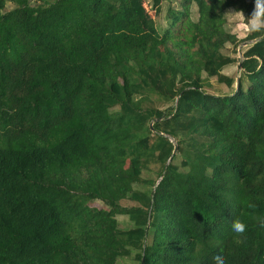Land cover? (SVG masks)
<instances>
[{"label": "trees", "instance_id": "16d2710c", "mask_svg": "<svg viewBox=\"0 0 264 264\" xmlns=\"http://www.w3.org/2000/svg\"><path fill=\"white\" fill-rule=\"evenodd\" d=\"M149 6L152 26L132 0H0V264H264V32L227 22L254 5ZM28 63L70 103L39 138L5 115ZM33 150L54 156L25 172Z\"/></svg>", "mask_w": 264, "mask_h": 264}, {"label": "rangeland", "instance_id": "374dc122", "mask_svg": "<svg viewBox=\"0 0 264 264\" xmlns=\"http://www.w3.org/2000/svg\"><path fill=\"white\" fill-rule=\"evenodd\" d=\"M133 7L143 17V21L147 26L153 25V20L157 21L153 10L150 8V0L138 2L132 0ZM167 9V3L162 5V16L159 18V25L163 28L166 26L163 21V16ZM228 27L232 34L238 39H243L247 34L246 24H244L243 16L236 14H228ZM242 43L237 48V54L234 55L241 59L240 49L245 47ZM33 64L20 65L14 69L11 74L13 83V99L10 100L8 107L5 110V115L11 119L12 123L22 133L32 134L34 137H43L46 129L53 123L65 119L69 116L70 108L69 101L58 97L54 86H38L34 85L31 79V70L34 69ZM226 74L238 77L237 66H233L225 71ZM213 93H226L228 89L225 86H218L214 80H211ZM235 86V84H234ZM66 150L62 149L58 154L65 155ZM38 150L23 158H20L22 170L31 172L34 170L37 163H40L45 158H53L54 155H44ZM51 156V157H50ZM0 162L6 165H11V157L0 159ZM11 189V188H10ZM14 192L20 193L19 190L11 189ZM94 206H98L97 204ZM126 218L119 216L120 224H126Z\"/></svg>", "mask_w": 264, "mask_h": 264}, {"label": "clouds", "instance_id": "9594fccd", "mask_svg": "<svg viewBox=\"0 0 264 264\" xmlns=\"http://www.w3.org/2000/svg\"><path fill=\"white\" fill-rule=\"evenodd\" d=\"M236 15L244 16L243 12H234ZM246 29L250 33L264 32V0H254V8L247 18ZM249 208H254L255 205L249 204ZM259 224L264 227V218L259 219ZM232 232L237 237H243L246 232L247 225L241 220H235L232 225ZM241 239H237L236 243H241ZM213 264H225V258L222 255H216L213 257Z\"/></svg>", "mask_w": 264, "mask_h": 264}, {"label": "water", "instance_id": "95a60500", "mask_svg": "<svg viewBox=\"0 0 264 264\" xmlns=\"http://www.w3.org/2000/svg\"><path fill=\"white\" fill-rule=\"evenodd\" d=\"M246 45H247V43L244 44V46H246ZM239 66H240V63H239ZM238 83H239V79L237 78L236 79V88L238 87ZM173 144H174V152L173 153H175L176 152V149H177V146H176L175 143H173Z\"/></svg>", "mask_w": 264, "mask_h": 264}, {"label": "built area", "instance_id": "2783aa9c", "mask_svg": "<svg viewBox=\"0 0 264 264\" xmlns=\"http://www.w3.org/2000/svg\"><path fill=\"white\" fill-rule=\"evenodd\" d=\"M252 1V4L254 5V0H251Z\"/></svg>", "mask_w": 264, "mask_h": 264}]
</instances>
